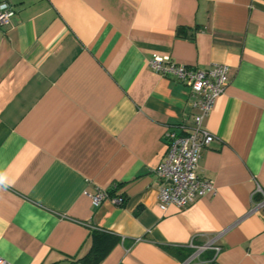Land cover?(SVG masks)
I'll list each match as a JSON object with an SVG mask.
<instances>
[{"label": "crops", "instance_id": "1", "mask_svg": "<svg viewBox=\"0 0 264 264\" xmlns=\"http://www.w3.org/2000/svg\"><path fill=\"white\" fill-rule=\"evenodd\" d=\"M0 3L1 260L69 264L98 231L117 238L99 264H264V0ZM155 56L228 68L197 170L215 194L183 210L158 207L154 171L195 111ZM100 190L124 205L93 207Z\"/></svg>", "mask_w": 264, "mask_h": 264}, {"label": "built area", "instance_id": "2", "mask_svg": "<svg viewBox=\"0 0 264 264\" xmlns=\"http://www.w3.org/2000/svg\"><path fill=\"white\" fill-rule=\"evenodd\" d=\"M15 12L7 3H0V27L8 26ZM148 65L160 77L183 85L189 91L190 105L195 111L192 116L189 132L173 129L164 134L166 151L154 171L157 179L158 207L165 210L172 205L183 210L207 195H214L213 182L200 177L197 173L198 164L203 150L208 148L213 137L203 128L205 119L212 111L213 105L228 85V68L222 64L212 65L202 70L173 62L169 57H153ZM260 194L262 200L255 207L264 208V191L257 185L253 193ZM93 207H99L104 201L116 206L122 204L121 198H112L106 190L89 195ZM193 257H198L205 250L212 249L216 254L219 248L212 246L190 245ZM0 264H7L0 259Z\"/></svg>", "mask_w": 264, "mask_h": 264}, {"label": "trees", "instance_id": "3", "mask_svg": "<svg viewBox=\"0 0 264 264\" xmlns=\"http://www.w3.org/2000/svg\"><path fill=\"white\" fill-rule=\"evenodd\" d=\"M107 193L109 196H111L109 191H107ZM122 201L123 202L120 205L121 207L124 205V199H122ZM90 237L91 246L88 253L81 259L70 261L69 264H74L76 262H82L83 264H99L107 255L113 243L117 241V238L113 235L101 233L98 231H93L90 234ZM163 249L169 252L171 255H176L175 252L168 247H164ZM189 251L190 254L193 253V250L190 249Z\"/></svg>", "mask_w": 264, "mask_h": 264}]
</instances>
